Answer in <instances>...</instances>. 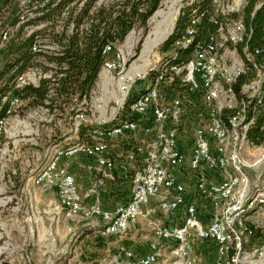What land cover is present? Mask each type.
Instances as JSON below:
<instances>
[{"label": "built area", "instance_id": "built-area-1", "mask_svg": "<svg viewBox=\"0 0 264 264\" xmlns=\"http://www.w3.org/2000/svg\"><path fill=\"white\" fill-rule=\"evenodd\" d=\"M249 2L212 0L210 22L216 32L205 42L194 41L202 15L192 17L185 34L175 43L176 48L193 47L191 58L181 66L164 60L159 68L126 71L120 50L105 47L104 54L112 52V57L104 62L99 78L112 75L119 94L116 110L125 111L133 88L148 80L151 72L157 74L153 85L136 95L127 118L117 119L119 113L114 115L112 125L89 121L81 109L85 100L76 105L74 132L87 127L92 142L56 150L46 166L28 180L34 187L56 192L57 199L51 205L55 214L64 212L67 218L94 220L92 227H97L103 239L122 238L139 220H150L156 214L175 218L172 224L160 220L152 223L154 241L143 252L119 244L107 264H158L168 244L171 264H196L198 243L213 247L212 264H264V240L247 248L251 236L247 218L264 208V181L251 183L249 176L264 158V145L258 147L261 158L254 162L246 159V150L257 148L250 144L248 133L264 107V48L248 47L252 28L246 24L243 11ZM29 4V0H19V23L14 29L0 31V45L19 25L33 18L34 8ZM258 10H264V0H256L251 16ZM44 27L26 26L24 32L29 36ZM43 39L34 37L33 53L59 51L47 37ZM174 76L180 77L183 92L165 101L159 84ZM244 76L252 78L236 90ZM49 77L31 68L15 78L12 91L0 98V112L4 113L0 117V140L9 121L23 111L20 91L27 86L37 87L41 79ZM39 108L49 112L46 107ZM186 118L192 121L194 130L189 145L182 146L178 131ZM139 130L152 140L132 147L121 162L108 157L111 141L128 138ZM76 156L92 162L101 176L83 191L74 176L59 166L61 159ZM137 162H141L138 168L134 167ZM183 171L190 175L195 194L210 208L207 216L191 199L186 184L180 182L179 173ZM114 172L129 180L131 190L126 204L107 210L103 208L101 190ZM208 174L220 179L211 182ZM71 261L73 258L68 259V263Z\"/></svg>", "mask_w": 264, "mask_h": 264}, {"label": "rangeland", "instance_id": "rangeland-1", "mask_svg": "<svg viewBox=\"0 0 264 264\" xmlns=\"http://www.w3.org/2000/svg\"><path fill=\"white\" fill-rule=\"evenodd\" d=\"M194 1L163 0L156 13L159 11L167 14L174 10L178 11L182 6ZM34 16L33 14L32 17ZM159 20L156 14L153 15L148 22V32L143 38L140 29L133 30L118 47L117 50H120L125 59L126 71L131 68L147 70L159 68L160 63L167 58V55L159 52V46L164 40L155 46L147 45V37L154 23ZM3 46L4 43L0 45V50ZM37 69L42 72L40 68ZM113 76L115 77L114 74ZM153 83L154 81L146 80L136 84L132 94L137 95ZM159 91L161 93L160 87ZM117 98L119 94L112 75H108L107 78L102 76L98 79L89 100L84 102L81 109L93 124L112 125L115 123L114 115L117 116L119 113L117 119L128 117V112L116 110ZM73 116L74 112L69 116H63L35 108L22 111L18 118L11 119L5 128L3 138L0 140V264L4 262L8 264H107L113 255L112 250L119 244H130L139 250L142 248L145 250L147 244L154 241L151 231L154 221L160 220L164 224H172L175 220V218L168 219L156 214L150 220H139L122 238L103 239L98 235L97 227L87 226L90 223L96 224L94 220L67 218L64 212L55 214L51 205L57 199L56 192L34 187L28 180L35 171H40L46 166L56 150L70 148L79 142L87 144L92 142L87 127L82 126V129L86 128L84 132L81 129L74 132ZM182 125L183 128L181 127L178 131V136L182 146H185L189 145L194 125L188 118L182 121ZM150 140H152L151 136L146 137L139 130L128 138L111 141L109 146L125 144V148L127 146L130 151L135 145L147 143ZM248 150L252 153L246 158L248 161L254 162L261 158L260 150L250 148ZM254 154L256 156L253 157ZM140 165L141 162H137L134 167L138 168ZM59 166L64 167L74 176L82 191L87 189L93 181L101 178L94 169L93 163L81 156L63 158ZM182 173L185 174V171ZM249 176L251 183L264 181V158ZM188 183L186 187L189 194L193 195L191 199L207 216L210 208L195 194L193 182ZM107 199L110 198L105 196V204L109 205L111 201ZM114 203L123 204V201L115 199ZM178 217L180 215L176 216V219ZM247 224L259 232L258 238L249 236L247 248L250 249L264 240V208L248 216ZM129 248L134 251V248L130 246ZM169 252L170 244L158 264L172 263ZM94 253L96 255L91 257L90 255ZM195 255L196 264H212L214 249L211 245L198 243L195 247ZM69 258H73L74 261L68 263Z\"/></svg>", "mask_w": 264, "mask_h": 264}, {"label": "trees", "instance_id": "trees-1", "mask_svg": "<svg viewBox=\"0 0 264 264\" xmlns=\"http://www.w3.org/2000/svg\"><path fill=\"white\" fill-rule=\"evenodd\" d=\"M29 8L35 15L27 23L19 25L0 50V98L12 91L15 78L28 69L37 67L50 77L41 79L37 87L27 86L21 92L24 111L46 107L50 114L69 116L76 105L88 101L95 90L104 62L112 57V52L104 54L105 47L118 48L127 35L140 29L142 38L148 32V22L161 7L163 0H29ZM256 0H250L243 11V18L252 28L248 42L250 49L264 48V10L251 16ZM19 0H0V31L14 29L18 23ZM194 41L205 42L216 32L210 22L213 17L212 0H195L182 6L168 38L159 46V52L167 55L170 65L181 66L192 56L193 47H174L185 34L192 17L200 16ZM46 27L26 36V26ZM60 31L57 33L56 28ZM71 27L70 32H68ZM47 37L50 43L59 47L58 52L33 53L34 37ZM157 74L151 72L148 80L154 81ZM252 76L242 77L236 90ZM160 95L165 101L181 95L183 88L180 77H166L160 82ZM136 95L131 94L125 105V112ZM196 101V100H195ZM48 102L46 105L45 103ZM255 126L248 133L252 146L264 145V107L259 111ZM4 115L0 112V117ZM131 119L136 117L131 116ZM88 129V128H87ZM86 128H81L84 132ZM80 131V132H81ZM126 151L128 148L126 146ZM116 191L108 185L107 198L123 201L129 199L130 182L114 172ZM112 190V191H111ZM251 237L258 238L259 232L250 226ZM123 244V243H122ZM204 245H209L202 243ZM91 254V257H94ZM8 264V263H2Z\"/></svg>", "mask_w": 264, "mask_h": 264}, {"label": "crops", "instance_id": "crops-1", "mask_svg": "<svg viewBox=\"0 0 264 264\" xmlns=\"http://www.w3.org/2000/svg\"><path fill=\"white\" fill-rule=\"evenodd\" d=\"M125 149H126L125 148V144H118V145H114V146L113 145H110L109 146V149L107 151V155H108V157L111 160H113L114 162L118 163V162H121V161L124 160V158H125L124 156L128 152ZM248 149L246 150V157L247 158L250 155H252L251 151H249ZM250 149H252V148H250ZM253 149H258V147L257 148H253ZM187 154H188V151H187ZM254 156H256V154H254L253 157ZM87 169L89 170L90 168H87ZM88 170H84V171H88ZM208 177H209V180L211 182H217L220 179L219 176H216V175H213V174H208ZM179 180H180V182L185 183L186 185L189 184L188 182H190V183L192 182V181H190L191 180L190 175L188 173H186V172H185V174L184 173H179ZM108 185L112 187V190L116 191V186L117 185H116V183H114L113 176H112V179L105 180V186L102 188L101 194H102L103 208L104 209H107V210H114L116 208V206H119V205H122V204H120V203H114L115 199L113 197H111L110 199H107L108 201L109 200L111 201V203L109 205L108 204H105L104 198H105V196L107 197V194H108V193L106 194V189L108 188ZM193 185H194V183H193ZM193 190H194V187H193ZM92 225L94 226V224H91V223L90 224H87V226H90L91 228H93ZM123 244H125V243H123ZM127 246L128 247L130 246V247L134 248V250L136 252H143L144 251L143 250L144 248H142V250H139V249L131 246L130 244H127ZM112 251H114V250H112Z\"/></svg>", "mask_w": 264, "mask_h": 264}, {"label": "bare ground", "instance_id": "bare-ground-1", "mask_svg": "<svg viewBox=\"0 0 264 264\" xmlns=\"http://www.w3.org/2000/svg\"><path fill=\"white\" fill-rule=\"evenodd\" d=\"M177 13H178L177 10L176 11L174 10V12L171 11L167 14H164L159 11L157 13L156 12L154 13V15L156 14V17H158L160 20L154 23L152 31L149 33L147 37V45L149 47L157 45V43H159L162 40L165 41V39L169 36L168 34H170L173 28V23Z\"/></svg>", "mask_w": 264, "mask_h": 264}, {"label": "water", "instance_id": "water-1", "mask_svg": "<svg viewBox=\"0 0 264 264\" xmlns=\"http://www.w3.org/2000/svg\"><path fill=\"white\" fill-rule=\"evenodd\" d=\"M178 13H179V10H178ZM178 13H177V15H178ZM175 20H176V19H175ZM172 31H173V28H172V30H171V32H170V34L172 33ZM170 34H169V35H170ZM167 38H168V37H167ZM167 38H166V39H167ZM166 39H165V40H166Z\"/></svg>", "mask_w": 264, "mask_h": 264}]
</instances>
